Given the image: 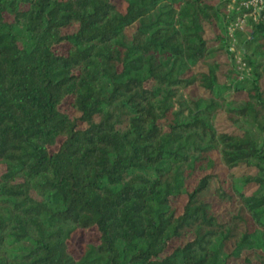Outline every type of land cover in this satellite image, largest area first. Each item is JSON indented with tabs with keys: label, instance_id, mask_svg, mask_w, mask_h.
<instances>
[{
	"label": "trees",
	"instance_id": "1",
	"mask_svg": "<svg viewBox=\"0 0 264 264\" xmlns=\"http://www.w3.org/2000/svg\"><path fill=\"white\" fill-rule=\"evenodd\" d=\"M240 3L0 0V264H264V13L232 39Z\"/></svg>",
	"mask_w": 264,
	"mask_h": 264
},
{
	"label": "built area",
	"instance_id": "2",
	"mask_svg": "<svg viewBox=\"0 0 264 264\" xmlns=\"http://www.w3.org/2000/svg\"><path fill=\"white\" fill-rule=\"evenodd\" d=\"M240 4L248 11V13L243 17L238 18V20L229 28V37L232 39H235L234 36L236 31L243 30L248 18H252L254 21H259L264 13V0H241ZM231 51H236L235 43H232ZM236 59L238 60V63L241 64L242 61L240 56L237 55ZM241 66L244 67L243 64H241Z\"/></svg>",
	"mask_w": 264,
	"mask_h": 264
},
{
	"label": "rangeland",
	"instance_id": "3",
	"mask_svg": "<svg viewBox=\"0 0 264 264\" xmlns=\"http://www.w3.org/2000/svg\"><path fill=\"white\" fill-rule=\"evenodd\" d=\"M233 2H235V1L233 0ZM246 24H247V21H246ZM245 25H244V27H245ZM244 27H243V29H244ZM208 38H212V34L209 33ZM191 94L195 98H198L201 96V91L196 89V88H193L191 91ZM218 126L220 127L221 130H224V131H234L235 130V128L230 123L224 121L223 118L218 119ZM179 208H181V205L179 206ZM232 208L233 207H230L229 205L219 204L216 206V213L220 216L221 220L225 221L233 213ZM243 261L244 260L241 259V260L234 262V264H242Z\"/></svg>",
	"mask_w": 264,
	"mask_h": 264
}]
</instances>
